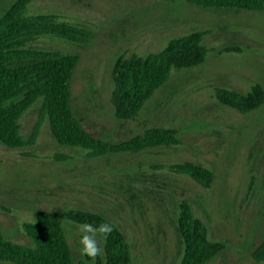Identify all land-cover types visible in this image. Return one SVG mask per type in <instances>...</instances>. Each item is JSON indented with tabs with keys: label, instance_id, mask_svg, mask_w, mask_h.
I'll use <instances>...</instances> for the list:
<instances>
[{
	"label": "rangeland",
	"instance_id": "rangeland-1",
	"mask_svg": "<svg viewBox=\"0 0 264 264\" xmlns=\"http://www.w3.org/2000/svg\"><path fill=\"white\" fill-rule=\"evenodd\" d=\"M15 1L2 0L0 17ZM39 14L94 32L84 49L52 38L32 45L79 56L71 106L86 132L122 144L148 129H174L180 144L88 158L87 150L57 144L47 120L34 146L13 150L0 143L3 238L32 247L22 225L34 223L39 212H55L74 264H95L104 258V236L94 234L100 252L87 261L80 254L81 225L64 217L84 210L118 227L132 264H180L184 245L177 218L186 201L208 239L225 246L206 264H264L252 257L264 238V105L243 115L216 100L217 89L243 94L256 85L264 89V12L205 9L185 0H37L29 15ZM201 31L209 32L203 40L206 61L172 70L136 117L118 120L111 103L117 59L159 53L170 41ZM226 48L240 52L222 53ZM41 105L40 100L24 116L25 137ZM186 162L213 172L210 189L168 169Z\"/></svg>",
	"mask_w": 264,
	"mask_h": 264
},
{
	"label": "trees",
	"instance_id": "trees-1",
	"mask_svg": "<svg viewBox=\"0 0 264 264\" xmlns=\"http://www.w3.org/2000/svg\"><path fill=\"white\" fill-rule=\"evenodd\" d=\"M37 0H17L0 17V143L13 150L34 146L44 121H48L57 144L89 151L88 158L110 154L140 152L162 146H177L178 131L152 128L122 144H111L92 137L75 117L71 106V82L79 63L77 54L34 49L42 38L59 39L86 48L94 32L86 26L72 25L54 14L29 15ZM171 1V0H165ZM205 9L264 12V0H185ZM2 0H0L1 4ZM209 32H193L170 41L167 47L147 56H121L117 59L112 80L111 103L116 118L128 121L136 117L143 105L168 80L172 70L190 69L202 65L208 50L203 45ZM239 48H226L222 53H239ZM42 101L39 117L31 133H22L26 113ZM216 100L223 106L247 115L264 105V89L256 85L247 94L217 89ZM163 169L164 166H158ZM159 169V168H156ZM169 171L186 176L210 189L214 174L194 163L168 167ZM64 217L75 224H91L98 229L108 224L112 231L104 236V258L95 264H132L125 235L107 218L84 210H69ZM177 224L184 245L180 264H206L225 250L219 242L208 239L205 225L195 217L186 201L179 204ZM22 229L33 246L18 245L5 240L0 226V263L10 264H74L64 236L60 215L42 211L34 223H24ZM253 259L264 263V238L253 253ZM87 261L91 258L86 257ZM79 264H85L80 262Z\"/></svg>",
	"mask_w": 264,
	"mask_h": 264
},
{
	"label": "clouds",
	"instance_id": "clouds-1",
	"mask_svg": "<svg viewBox=\"0 0 264 264\" xmlns=\"http://www.w3.org/2000/svg\"><path fill=\"white\" fill-rule=\"evenodd\" d=\"M79 231L82 233L80 238L81 256L94 259L100 252L97 241L94 239V234L99 232L103 233L106 237V235L112 231V227L108 224H102L98 229H95L91 224H83L79 227Z\"/></svg>",
	"mask_w": 264,
	"mask_h": 264
}]
</instances>
